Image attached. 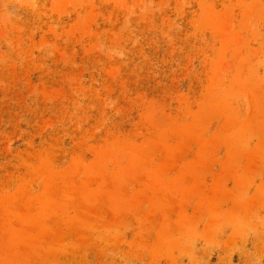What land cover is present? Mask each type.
I'll use <instances>...</instances> for the list:
<instances>
[{
	"label": "rangeland",
	"instance_id": "rangeland-1",
	"mask_svg": "<svg viewBox=\"0 0 264 264\" xmlns=\"http://www.w3.org/2000/svg\"><path fill=\"white\" fill-rule=\"evenodd\" d=\"M0 264H264V0H0Z\"/></svg>",
	"mask_w": 264,
	"mask_h": 264
}]
</instances>
